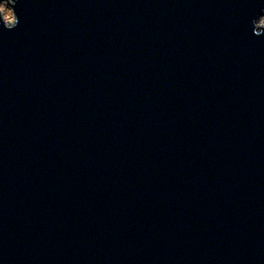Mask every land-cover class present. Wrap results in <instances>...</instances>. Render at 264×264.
<instances>
[{
  "label": "water",
  "instance_id": "obj_1",
  "mask_svg": "<svg viewBox=\"0 0 264 264\" xmlns=\"http://www.w3.org/2000/svg\"><path fill=\"white\" fill-rule=\"evenodd\" d=\"M15 8L0 264H264V0Z\"/></svg>",
  "mask_w": 264,
  "mask_h": 264
},
{
  "label": "clouds",
  "instance_id": "obj_2",
  "mask_svg": "<svg viewBox=\"0 0 264 264\" xmlns=\"http://www.w3.org/2000/svg\"><path fill=\"white\" fill-rule=\"evenodd\" d=\"M17 0H0V22L4 29L12 30L16 28L19 23V16L16 12ZM253 28V35L260 37L264 35V13L260 14L258 17L253 18L251 21Z\"/></svg>",
  "mask_w": 264,
  "mask_h": 264
},
{
  "label": "rangeland",
  "instance_id": "obj_3",
  "mask_svg": "<svg viewBox=\"0 0 264 264\" xmlns=\"http://www.w3.org/2000/svg\"><path fill=\"white\" fill-rule=\"evenodd\" d=\"M2 14V13H1Z\"/></svg>",
  "mask_w": 264,
  "mask_h": 264
}]
</instances>
